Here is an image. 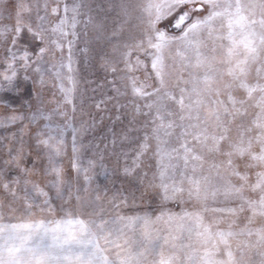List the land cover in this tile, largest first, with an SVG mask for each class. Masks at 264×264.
Listing matches in <instances>:
<instances>
[{
  "label": "snow or ice",
  "instance_id": "obj_1",
  "mask_svg": "<svg viewBox=\"0 0 264 264\" xmlns=\"http://www.w3.org/2000/svg\"><path fill=\"white\" fill-rule=\"evenodd\" d=\"M21 72L0 264H264V0H0V92Z\"/></svg>",
  "mask_w": 264,
  "mask_h": 264
},
{
  "label": "rangeland",
  "instance_id": "obj_2",
  "mask_svg": "<svg viewBox=\"0 0 264 264\" xmlns=\"http://www.w3.org/2000/svg\"><path fill=\"white\" fill-rule=\"evenodd\" d=\"M24 73L20 74V82L22 91L20 93L17 92H0V115H5L10 113L12 108L17 109L18 112H26L28 108V101H31V92L33 90V85L31 81L23 80ZM78 79L80 80L79 90L77 93V119L73 121V126L79 128L80 127V117H79V109L81 92L83 93L84 104L83 107L87 112L93 113L97 119L101 115L105 116L104 122L100 125L94 134L89 135L86 140L93 139L95 136L96 141L99 142V137L109 136L107 129L111 126V121L107 118V115L104 112H98L94 104L99 102L102 99H105L106 96L112 95V85L110 81L112 80V76L110 74H106L102 69L98 66L95 67H85L83 63L79 65V73ZM7 105V107H5ZM108 108L111 109V104L108 105ZM114 113V110H112ZM119 125H117L118 127ZM20 127L19 124L10 127L5 130L0 128V136L7 135L8 132L16 131ZM35 129L33 128V131ZM110 138V137H109ZM27 139V137H26ZM66 139L71 145V129L68 130L66 134ZM103 147V144H101ZM70 152V149H69ZM98 180L101 184H106L107 181L103 176L98 177ZM117 187L119 186V181H117Z\"/></svg>",
  "mask_w": 264,
  "mask_h": 264
}]
</instances>
